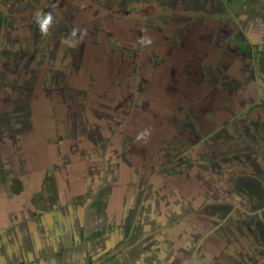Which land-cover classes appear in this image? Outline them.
Segmentation results:
<instances>
[{
    "label": "crops",
    "instance_id": "1",
    "mask_svg": "<svg viewBox=\"0 0 264 264\" xmlns=\"http://www.w3.org/2000/svg\"><path fill=\"white\" fill-rule=\"evenodd\" d=\"M161 1L197 14L186 32L144 6L131 17L148 16L168 45L146 47L139 22L120 19L115 33L137 39L107 37L101 60L77 56L70 0L55 35L39 14L44 46L27 44L33 26L0 32V264H264V221L240 219L264 209V0ZM166 50L172 89L158 83L171 64L149 58ZM108 55L128 60L123 85L108 87ZM80 77H101L104 109L84 114Z\"/></svg>",
    "mask_w": 264,
    "mask_h": 264
},
{
    "label": "flooded vegetation",
    "instance_id": "2",
    "mask_svg": "<svg viewBox=\"0 0 264 264\" xmlns=\"http://www.w3.org/2000/svg\"><path fill=\"white\" fill-rule=\"evenodd\" d=\"M34 1L35 0H4V1L0 0V32H2V30L7 31L8 29L13 30V29H18L20 27L30 28L31 26H33L36 28V30L33 28L34 31L38 32L37 33L38 40H36L37 36H35L34 32L32 33L31 37H30L31 33L29 35L25 34L27 44L31 45V43L33 42L34 44L44 46V44H42L44 42L41 41L43 39L44 32H42L41 30L39 31V29L41 28L40 24L42 22V19H44V16L47 17V15H39V14L41 12H44L45 14H48V13L50 14V21L48 23L49 25L47 24V26H50V28H53V32L55 35L56 30L60 24L59 21L63 20V18H61V20H58L56 17V14H59V12H56L54 10L62 9V5L65 2V0H39V1L37 0L36 1L37 3L35 4H34ZM81 2L82 3H79L76 0H70V2L66 4V7L69 8L70 11L65 10L66 12L65 21L66 23H70L69 18L72 17L73 19V23L75 24L74 25L75 36H77V42H78L77 49L75 50H76L77 56L80 58L82 62L85 61V56H87L88 54H90V56H92L95 60H98V59L101 60L102 56L101 55L99 56L98 54L99 49L102 50L101 48L102 45L100 43H102L107 37L109 39V38H112V37L114 38L115 36H117L118 38L121 39L119 41H122V40L125 41L126 39L128 41L129 40L135 41L137 39V35L131 37L132 35H135L133 33L129 34L131 36H126L122 33H119L118 31L117 33H115L116 29L114 28V26L110 24L115 23L120 19L133 20V21L137 20L139 22L140 24L139 26L144 29V33L146 36L145 40L143 41L139 40V41L142 42V44L150 43V45L146 44V47L147 46L150 47L155 44H157L158 46V44L161 42H165L166 45H168L169 43L168 40H170L172 36L163 35L165 39L162 38V35H160L159 33V28H160L159 25L152 23L151 19L148 16H139L138 18L131 17V15L134 16L136 14H145L144 6H147L146 10L151 15L160 14V15H164L168 17V21H167L168 31H169V27L174 28L173 25L175 24L176 26H180L179 28L182 30H185L186 32V30L188 29L187 27H190L191 23L193 24L192 15H195V17L197 15L195 13L193 14L194 11L192 9H188V8L186 9L185 7L182 8L181 6L179 8L176 6L174 7L169 6L167 4H163L161 0H86V1L82 0ZM87 8L89 9L88 16L86 15ZM33 13L36 14L35 16H37V18L36 17L30 18V21H28L30 22V24H26V23L23 24L18 20L24 16L30 17ZM16 17H18V19H16ZM94 21L97 23L99 22L100 24H98V26L96 27L90 28L89 26ZM0 39L2 41L1 36H0ZM115 41L117 43L119 42L118 39ZM87 50H90V51L92 50V53H87ZM111 56L113 57L115 55L112 54ZM130 57H132V55L128 52L126 54V58H130ZM149 58H150L151 63H158V62L161 63L162 62L165 65L166 62H169L171 64L172 66L170 69V71L172 72L171 76H169L167 81L165 79L163 81H159L158 83L161 84V86H164V87L167 86L166 89H170L169 87H171L172 89L173 87L172 85L175 86L176 84V80L174 82L173 77H177L175 73V70H176L175 63L177 61L173 58L172 51L166 50L162 53L154 51L149 54ZM127 61L128 60L125 59L121 61V63L125 62L124 64H120V63L117 64V62L114 59H111L110 56L108 55V70L105 71V74L108 76V87L110 84H112V82L115 83L117 80L119 82L118 84H121V85H123V83L126 82L125 77L128 74V71L126 70V65H128ZM103 62H106V61L103 60ZM112 72H116L118 76L113 77ZM185 73L187 74L188 72L186 71ZM138 74H141V73H139L138 70L136 69L135 74H132V76L138 80ZM155 76H159L158 71L156 72ZM99 78L101 77L93 78V79H97L96 82L90 83L88 81L86 82V79L84 80V78L80 77L79 78L80 80L76 82L78 89L81 91H84V95L82 97L83 101L81 102V106H82V109L85 107L84 108L85 115H88L87 113H89L90 110H93L92 107L94 106L96 108L97 107H101L102 109L105 108L106 102H100V101L96 102L95 101L93 103V100L98 99L97 97H100L99 95L101 94V91H98V89L100 90L105 87V85L102 84V82L104 83V81L99 80ZM113 78L115 79V82ZM177 84H180V83L177 82ZM95 85L98 87V89H96ZM185 87H186V84H185ZM203 94L202 95L205 97L206 96L205 93ZM178 99L179 97L172 98L170 102L171 108L172 106H175V104H179L178 102H176ZM183 99L185 98H180V100H183ZM192 99H193L192 102L188 103L189 106L200 103L199 102L200 100L198 98L194 97ZM89 102H91V105ZM117 103L118 104L122 103V104H120L119 106L117 105L119 108V111L121 112L117 114L116 119H119L118 121H121V120L124 121V119L127 120L128 118L125 117L124 115V113L126 112L127 104L124 102H118V101ZM164 103L167 104L166 102ZM203 107L204 106H202L201 108ZM146 108H148V106ZM150 108L152 107L150 106ZM171 108L167 107L164 110L162 109L160 111V115L162 116L163 121L165 122L171 121L175 123L176 125V123H178L177 117L173 118L174 114L172 115L171 113H169V111L167 112L165 111V110H171ZM187 110L189 111L188 108ZM133 111H136V109ZM146 114L148 115L150 114L153 117L157 116V114L155 115L149 112H146ZM194 116H200V114L197 112L196 114H194ZM209 116H210V119H219L221 116V113L218 112V109L215 108V110L211 114H209ZM103 119H106V118L103 117ZM108 119H110L109 116H108ZM115 121L118 122L117 120ZM240 121L241 120H239V122ZM208 143L210 142H207V141L202 142L201 145H198L199 146L198 150L201 147H203V145L208 144ZM259 211L260 212H258V210L255 212H250L249 210H243L241 208L240 219L243 221L244 219L246 220L249 219L253 221L255 224L259 225V223H263L264 221V209L262 208ZM227 222L229 221L225 220L224 222H222L221 227H225L227 225ZM237 227H239V224L236 221L234 222V228H237ZM240 229L243 230L244 228L240 227ZM257 229L259 230V228Z\"/></svg>",
    "mask_w": 264,
    "mask_h": 264
},
{
    "label": "clouds",
    "instance_id": "3",
    "mask_svg": "<svg viewBox=\"0 0 264 264\" xmlns=\"http://www.w3.org/2000/svg\"><path fill=\"white\" fill-rule=\"evenodd\" d=\"M48 23V19H45L41 24V30H44V26Z\"/></svg>",
    "mask_w": 264,
    "mask_h": 264
}]
</instances>
